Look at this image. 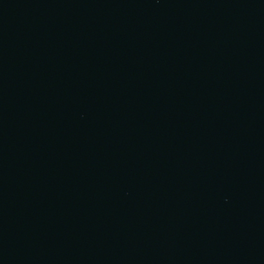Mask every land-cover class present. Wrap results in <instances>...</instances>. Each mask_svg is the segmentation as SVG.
Returning <instances> with one entry per match:
<instances>
[{
    "label": "water",
    "instance_id": "water-1",
    "mask_svg": "<svg viewBox=\"0 0 264 264\" xmlns=\"http://www.w3.org/2000/svg\"><path fill=\"white\" fill-rule=\"evenodd\" d=\"M0 264H264V0H0Z\"/></svg>",
    "mask_w": 264,
    "mask_h": 264
}]
</instances>
